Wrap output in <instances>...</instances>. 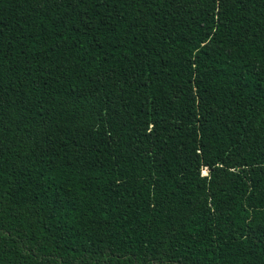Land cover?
<instances>
[{"label": "trees", "instance_id": "16d2710c", "mask_svg": "<svg viewBox=\"0 0 264 264\" xmlns=\"http://www.w3.org/2000/svg\"><path fill=\"white\" fill-rule=\"evenodd\" d=\"M0 264H264V0H0Z\"/></svg>", "mask_w": 264, "mask_h": 264}, {"label": "rangeland", "instance_id": "374dc122", "mask_svg": "<svg viewBox=\"0 0 264 264\" xmlns=\"http://www.w3.org/2000/svg\"><path fill=\"white\" fill-rule=\"evenodd\" d=\"M203 173H204V174H207V173H208V170H207V169H204V170H203Z\"/></svg>", "mask_w": 264, "mask_h": 264}]
</instances>
